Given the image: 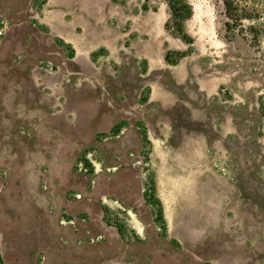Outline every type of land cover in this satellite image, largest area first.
I'll return each instance as SVG.
<instances>
[{
	"label": "rangeland",
	"instance_id": "rangeland-1",
	"mask_svg": "<svg viewBox=\"0 0 264 264\" xmlns=\"http://www.w3.org/2000/svg\"><path fill=\"white\" fill-rule=\"evenodd\" d=\"M191 2L0 0L2 264H264V0Z\"/></svg>",
	"mask_w": 264,
	"mask_h": 264
},
{
	"label": "trees",
	"instance_id": "trees-1",
	"mask_svg": "<svg viewBox=\"0 0 264 264\" xmlns=\"http://www.w3.org/2000/svg\"><path fill=\"white\" fill-rule=\"evenodd\" d=\"M169 11H170V17L165 23L166 28H170L173 31H175L177 34H179L184 40L188 42H192L190 40V36L186 32L185 29V23L187 20L192 18L194 13V7L191 2V0H165ZM225 8V15L228 18V20L225 22L226 30L227 32H231L235 29H239L241 32L245 29H248L250 33L253 36V39L255 41H258L259 36L261 35V28L260 25L254 22V20L257 18L259 19L260 14L259 10L255 8H251L248 5H242L241 0H222ZM144 9H148V5H143ZM250 20L252 21L251 24L246 28L244 21ZM181 56H184L182 54ZM166 60L168 62H171V59L168 55H166ZM264 96H262V100L260 101V107L262 111L264 112ZM112 132H116L115 126L112 128ZM147 141V137H145ZM80 160H82L88 168L90 167L89 159L86 157V152L80 157ZM161 214H163V208L160 210ZM0 264H2V259L0 256Z\"/></svg>",
	"mask_w": 264,
	"mask_h": 264
},
{
	"label": "crops",
	"instance_id": "crops-1",
	"mask_svg": "<svg viewBox=\"0 0 264 264\" xmlns=\"http://www.w3.org/2000/svg\"><path fill=\"white\" fill-rule=\"evenodd\" d=\"M37 82H38V83H41V81H40L39 79H37Z\"/></svg>",
	"mask_w": 264,
	"mask_h": 264
},
{
	"label": "built area",
	"instance_id": "built-area-1",
	"mask_svg": "<svg viewBox=\"0 0 264 264\" xmlns=\"http://www.w3.org/2000/svg\"><path fill=\"white\" fill-rule=\"evenodd\" d=\"M81 165L83 164V161H81V163H80Z\"/></svg>",
	"mask_w": 264,
	"mask_h": 264
}]
</instances>
